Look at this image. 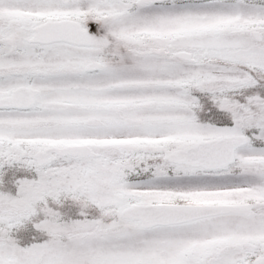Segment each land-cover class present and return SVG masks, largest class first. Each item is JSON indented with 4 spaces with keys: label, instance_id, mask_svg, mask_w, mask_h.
Wrapping results in <instances>:
<instances>
[{
    "label": "snow or ice",
    "instance_id": "1",
    "mask_svg": "<svg viewBox=\"0 0 264 264\" xmlns=\"http://www.w3.org/2000/svg\"><path fill=\"white\" fill-rule=\"evenodd\" d=\"M0 264H264V0H0Z\"/></svg>",
    "mask_w": 264,
    "mask_h": 264
}]
</instances>
